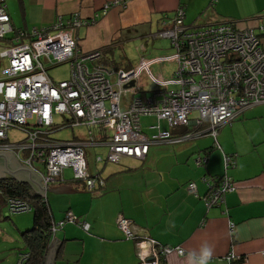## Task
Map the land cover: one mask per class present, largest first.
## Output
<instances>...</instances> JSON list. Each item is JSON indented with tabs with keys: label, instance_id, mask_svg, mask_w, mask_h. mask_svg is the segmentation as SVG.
I'll use <instances>...</instances> for the list:
<instances>
[{
	"label": "built area",
	"instance_id": "2783aa9c",
	"mask_svg": "<svg viewBox=\"0 0 264 264\" xmlns=\"http://www.w3.org/2000/svg\"><path fill=\"white\" fill-rule=\"evenodd\" d=\"M125 5L126 0H113L105 4L101 14ZM184 16V6L180 5L153 35L169 40L174 54L142 59L135 68L110 70L102 61V50L82 52L79 48L77 31L96 18L88 20L75 13L60 16L49 25L18 28L0 0V41H8L0 46V60L8 64L0 70V151L15 154L41 176L46 187L65 181L64 170L71 169L75 183L96 192L105 181L90 173L88 147L107 148L104 157L97 154L96 163L144 159L151 144L183 140L171 131L181 126L201 128L194 136L207 133L218 147L217 136L224 124L247 108L264 104V16L256 26L245 28L231 20L197 28L186 24ZM166 62L176 64L172 77L155 76L152 66ZM65 63L70 65L69 79L55 82L48 69ZM144 75L154 86L150 93H142ZM56 115L61 117L60 123L55 122ZM145 117L156 121L147 127L154 131L151 135L143 128ZM162 122L169 129H163ZM79 125L88 128L87 137H53L60 127ZM13 128L26 136L11 142L9 131ZM223 155L225 172L209 181L203 197L207 208L222 205L226 194L236 189L228 174L237 164L236 155ZM206 161L207 156L197 159L198 164ZM188 190L197 195L195 182H189ZM6 202L8 215L33 209L18 198L10 197ZM66 223L90 229L89 223L68 211L63 220L52 222L51 234ZM117 225L134 241L139 264H164L168 255L185 253L181 247L139 235L134 222L123 215L118 216ZM28 257L21 255L18 264ZM227 258L231 262L243 259L232 253Z\"/></svg>",
	"mask_w": 264,
	"mask_h": 264
},
{
	"label": "crops",
	"instance_id": "0c3cea01",
	"mask_svg": "<svg viewBox=\"0 0 264 264\" xmlns=\"http://www.w3.org/2000/svg\"><path fill=\"white\" fill-rule=\"evenodd\" d=\"M111 1L4 0L18 28L49 25L75 13L88 20L96 18L77 31L82 52L101 50L113 42L120 46L135 38L157 40L153 35L162 20H170L180 5L185 23L197 28L225 20L254 27L264 16V0H126L125 6H114L102 15V8ZM7 43L0 41V46ZM6 65L7 60H0V70ZM175 68L174 63L171 75ZM184 128L171 129L183 140L151 144L144 159L126 158L119 164H92L88 159L90 173L105 181L96 192L84 190L83 184L63 173L65 181L51 187L71 186L75 192L47 194L52 222L63 220L70 211L89 223L90 229L66 223L51 234L47 255L56 237L62 241L53 264H139L134 241L117 225L120 215L134 222L139 235L185 250L183 255H168L164 264H197L205 244L213 252L208 264H264V104L247 108L224 124L217 136L218 147L212 136L183 135ZM223 154L236 155L237 164L228 171L236 189L226 194L222 205L207 208L203 197L208 183L225 172ZM205 156L207 161L198 164L197 159ZM189 182H195L197 195L189 192ZM231 253L243 259L231 262L227 258Z\"/></svg>",
	"mask_w": 264,
	"mask_h": 264
},
{
	"label": "rangeland",
	"instance_id": "374dc122",
	"mask_svg": "<svg viewBox=\"0 0 264 264\" xmlns=\"http://www.w3.org/2000/svg\"><path fill=\"white\" fill-rule=\"evenodd\" d=\"M175 14V13H174ZM262 17V16H261ZM174 49L171 47L169 40L152 38H135L128 41H123L118 46L112 56H110L109 67L110 70L115 68H128L130 65L135 66L141 59H154L159 57H165L174 54ZM8 65V64H7ZM7 65L5 67H7ZM155 76H159L163 72L164 79L172 77L171 72L174 69V63H158L151 68ZM48 74L55 82L69 79L70 77V65L68 63L50 68ZM114 79L113 76H110ZM154 89L152 83L144 75L142 93H150ZM61 117L56 115L55 122L60 123ZM142 125L144 131L151 135L154 131L149 130L148 125L154 124L156 121L153 119L142 118ZM163 129H168L166 122H162ZM94 133L98 130L92 128ZM88 128L85 125H79L75 127H60L53 133V137L58 140H72L75 137H87ZM26 136V133L18 128H13L9 131L10 141H16ZM207 136V135H205ZM89 156L88 159L92 164H95L97 154H101L104 157L107 153L105 147H88ZM37 167H41L44 170L43 165L36 164ZM67 179H70L72 175L71 169H66L64 172ZM8 215V205L6 200L0 196V264H16L20 258L21 252H27L25 238L22 232L31 229L33 227V211L15 213ZM82 221V219L80 218ZM78 226V225H77Z\"/></svg>",
	"mask_w": 264,
	"mask_h": 264
},
{
	"label": "trees",
	"instance_id": "16d2710c",
	"mask_svg": "<svg viewBox=\"0 0 264 264\" xmlns=\"http://www.w3.org/2000/svg\"><path fill=\"white\" fill-rule=\"evenodd\" d=\"M117 44V42H113L112 45L101 49L104 53L102 61L105 65H109L110 56H112L114 50L118 47ZM184 127L187 128L182 130L183 135L198 132L201 129H195L190 126ZM0 196H2L4 200L14 197L25 200L31 204L33 208V227L22 232L28 250L27 252L20 253V258L23 254H29V257L27 260L21 262V264H45L47 252L51 243L50 227L52 224L47 200L36 194H31L29 185L23 184L9 176L0 179ZM7 217H10V215H7ZM20 258L16 264L19 263Z\"/></svg>",
	"mask_w": 264,
	"mask_h": 264
},
{
	"label": "water",
	"instance_id": "95a60500",
	"mask_svg": "<svg viewBox=\"0 0 264 264\" xmlns=\"http://www.w3.org/2000/svg\"><path fill=\"white\" fill-rule=\"evenodd\" d=\"M133 84V82L131 83ZM208 135L203 134L197 137ZM15 178L21 183H27L34 190L36 195L46 198L48 193L54 194H67L74 193L75 191L71 186H59L56 188L46 187L43 184L41 176L32 168L24 165L12 152L0 151V179L7 177ZM61 240L57 237L51 245L49 254L47 255L46 264H53L56 252L61 244Z\"/></svg>",
	"mask_w": 264,
	"mask_h": 264
},
{
	"label": "clouds",
	"instance_id": "9594fccd",
	"mask_svg": "<svg viewBox=\"0 0 264 264\" xmlns=\"http://www.w3.org/2000/svg\"><path fill=\"white\" fill-rule=\"evenodd\" d=\"M224 109L221 108L220 111H223ZM212 248L209 247L208 245H203L200 249V253L198 256L197 264H208L209 260L212 257Z\"/></svg>",
	"mask_w": 264,
	"mask_h": 264
}]
</instances>
